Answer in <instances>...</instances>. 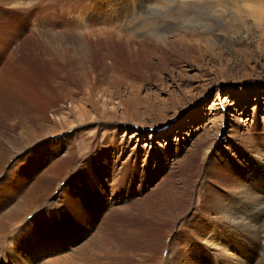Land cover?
Segmentation results:
<instances>
[{
	"label": "rangeland",
	"instance_id": "obj_1",
	"mask_svg": "<svg viewBox=\"0 0 264 264\" xmlns=\"http://www.w3.org/2000/svg\"><path fill=\"white\" fill-rule=\"evenodd\" d=\"M126 9L133 11L129 17L117 15ZM51 33L64 35L62 46ZM126 33L164 50L145 51L147 63L129 58ZM47 41L55 42L48 50L56 49V55L47 54ZM77 50L86 55L84 67L77 66ZM60 56L77 78H52L46 59ZM110 64L146 75L113 82L103 68ZM29 73L53 85L52 92L41 94L42 82L32 83ZM1 76L6 85L19 88L17 95L28 101L23 103L32 114L44 113V129H36L48 134L46 141L69 138L70 143L58 142L57 156L64 162L47 191H56L76 163L84 177L81 182L75 175L76 193L61 184L63 199L84 215L106 178L111 205L96 218L84 217L94 221L92 227L76 216L72 227L45 229L39 235L49 241L36 246L24 229L43 220L28 214L20 223L26 207L18 208L0 223V264H264V243L249 234L240 242L238 231L199 230L216 220L203 195L225 191L232 176L247 173L240 166L252 162L243 154L246 136L253 133L255 118L264 122V0H0ZM62 83L65 87L58 86ZM56 108L64 117L53 114ZM1 131L3 140L5 127ZM27 138L33 136L27 133L18 142ZM45 196H34L30 209L39 206V214ZM21 197L12 194V204ZM247 213L259 220L257 210L240 216ZM261 222L263 242L264 218Z\"/></svg>",
	"mask_w": 264,
	"mask_h": 264
},
{
	"label": "bare ground",
	"instance_id": "obj_2",
	"mask_svg": "<svg viewBox=\"0 0 264 264\" xmlns=\"http://www.w3.org/2000/svg\"><path fill=\"white\" fill-rule=\"evenodd\" d=\"M21 1L22 0H13V3L19 4ZM115 6L118 7L117 4H115ZM131 10L132 9H129V10L126 9L125 12L123 11L122 14L118 13L117 15H121L125 19V18L130 16L131 12H133ZM114 15H115V13H114ZM51 34H52L51 38L56 40L55 42H57V43L59 42L60 43L59 45L62 46L64 43V38H62L61 36H64V35L63 34L58 35V33H51ZM123 36H125L124 33H121V35H118V37H120L122 39H123ZM23 38L24 37H22V39ZM112 41H113L114 45H117L115 40L112 39ZM47 42L48 43L45 45V47L48 50L54 46L53 44L55 42L54 43L52 42L53 44H51V42H49V41H47ZM125 42H126V45L124 47L126 48L125 50H126L127 55H129L128 57L129 58H133V57L138 58L141 60V63H143V61L145 63H147L148 61L150 62V60L145 58L146 54L145 55L143 54L145 51H149L151 54H155V53H160L164 50L162 47H159L157 44L150 43L148 41V39H136L132 36L131 37L128 36L127 33H126V41ZM150 44H151V49H148L147 46ZM163 44L166 45L167 42L164 41ZM59 45H57V46H59ZM118 45H122V44H118ZM48 51H46V52H48L47 53L48 55H56V53H57L56 49H54L52 51H50V50H48ZM108 54L109 53H107L106 55H108ZM85 60H86V55L84 54V52L82 50H77L76 51V58H75V61L78 64L77 66L78 67H84ZM63 61H64V56L54 57L53 59H46V64L49 68V72H50L51 76L52 75L55 76L52 78H54L55 80H61L62 78H64V80L77 78L79 75L72 71L73 68H71L68 65L66 60H65V62H63ZM58 63H62V64L59 66L55 65ZM63 65H65L67 67H63ZM154 67L157 69L159 68V67H157V64L154 65ZM103 68L106 70V71L104 70V72L108 75V77L112 76V78H110V79L113 82H117V83L121 82V81H125L126 77L134 79V81H135L136 79L143 77V74L146 75L145 74L146 72L141 73L140 71H139L140 74L138 73V75H136V74L131 75L130 73H126V72H122L121 70H118V68H116V66L112 65V64H110V66H103ZM145 68H146V66H143V69H145ZM28 75H29V80L32 83L40 84L42 82L38 76H35L33 74H30V73ZM3 80H4V77L1 76L0 77V83L2 86L0 87V112L6 114V115L3 114L4 116H6L5 119H4V116L2 117L5 121L4 127L6 129V133H5L6 137L3 140H0V199H2L0 205H1V209L4 210L2 212L0 210V214H1L0 215V223L3 222V220L5 219L4 218L5 216H9L7 214H10V216L14 217L15 211L20 207H26V209L23 211V216L21 218L20 223H22L23 218L28 214H31L30 219H33V220L42 219L43 221H46L49 225H46L43 221H41L42 224L38 225V226H31V224L29 222H28V224H26V227L24 230H26L25 232L28 235L32 236V240L29 242V244L31 246H36L38 243L41 244V243H46L47 241H49V240H47L46 237H42L41 235H39L42 231L44 232L45 229L52 228L55 226H56V228H62V227H66V226L72 227L74 225L76 218L80 219V221H81L80 224H82L84 227H86V226L92 227V224L94 221L93 220H86L84 217L87 215V216H90L92 218H96V217H98L97 215L100 212H102L107 206L111 205V204L108 205V203H110V201H109L110 198L108 199L106 192L109 191L110 188L106 184V178L101 179V184L97 189V194H95L93 196V199L90 201V204H89V202L87 203L88 207H87L86 214H84V215L75 211V209L63 199V196H61L62 192L60 191L61 187L63 185H65V187L68 188V190L71 193L77 192L76 188H74L75 185L73 184L75 182V180H74L75 175H76V177L78 176L80 178L81 182H82L81 177L84 175V171H79V169H78L79 164L75 163L69 170H67L65 175H67L68 178L67 179L65 178L64 179L65 181L63 183H62L63 179L62 180L60 179L61 181H59L54 186L56 191H53V190L51 192L47 191L49 189L48 186L50 185L51 181H53L55 176L58 179L57 175L60 174V172H59L60 166L64 162L63 158L60 157L61 156L60 154H59L60 155L59 157L57 156V154H58L57 150H59V146L61 147V145H58V144L62 143L63 141H66V142H64V144H66L67 141L69 142V138L64 137L60 141L52 140L54 144L46 141V135H48V134L43 135V132H38L36 129V127L38 128L39 131H42L44 129L43 128L44 127V120H45V117L43 115L44 113L42 114V113L33 112L35 114H32L31 108H30L31 111H29V109H28L29 107H27V105H25L23 103V101L25 102V100H21V97L19 95H17V91L19 88L17 87L18 89L16 90V88H13L12 84L6 85L7 83H4ZM58 86L65 87V85L63 83H62V85H58ZM38 87H40L42 89L41 94H43V91H44L45 95L51 93L53 90L52 89L53 85H51V87L50 86L47 87L46 85H44L43 82ZM19 94H21V93H19ZM26 102L25 103L28 104V101H26ZM57 110H58L57 108L53 109V111L56 112V113L53 112V114H55L56 117H64V115H65L64 111L61 110L60 111L61 114L59 115ZM28 118H33V120L28 119ZM255 119L253 121L254 122L253 133H250L249 135L246 136V144L245 145L248 146L249 148L247 147L246 149H244V152H243L244 156H246L247 158H249V157L252 158V162L250 165H240V166H242V169L245 170V172H247V173L244 174L241 171L240 173H237L234 176H232L233 178L230 181V183L231 182L232 183L230 184V186L228 188H224L225 186L222 185V186H224L223 188L225 189V191L219 190L216 193L207 192L203 195V198H204L203 204L206 207L210 208V210L214 213V215H215L214 219H216V220H215V223L214 222L213 223L212 222L207 223V221L204 223L201 222L203 224L200 225L201 227L199 228V230H202V231H204L206 229L207 230H210V229L211 230H217L218 229L217 227H219L228 235H230L232 233H236L238 231L239 234L235 238H239L240 242L244 238L243 235L246 236V234H249L250 238L255 239L256 241L258 240L259 243L263 244L264 241L261 242L259 237H260V230H261L262 225H263L261 221H262V218H264V172H262L264 170V154L262 151V149L264 148V122L262 124H260V121L255 120ZM0 125H3V123ZM4 127H2V129H4ZM236 127H238V125H236L235 128ZM20 129H21V131L19 133ZM1 130H0V132H2ZM7 130H8V132H7ZM234 132H235V130H234ZM27 133L32 135L33 138H31L29 140L27 138V139L23 140L21 143H19L18 139L21 137L27 136ZM16 134H18V135L16 136ZM239 137H240V133L235 132V139L236 140H237V138L240 139ZM243 142H244V140H243ZM250 150L253 153H251ZM137 153H138L137 149L134 148L131 152L132 157H136ZM8 160H11L12 162L8 161ZM94 171H96V170H94ZM38 172L40 173V175L37 178ZM253 172H255L254 175L256 177V181H255V183L253 182V184L251 185L249 177L251 178V175H253ZM232 173H234V171ZM244 179L246 180V183L243 181ZM39 180H41V181H39ZM251 181H253V180L251 179ZM25 184H27V186ZM61 184H62V186H61ZM23 185H24V187H23ZM73 185H74V187H73ZM250 186H252V187H250ZM112 189H113V187L111 188V190ZM259 190H261V192H259ZM80 191L86 192L84 186L81 187ZM54 192H56V193H54ZM257 192H259V193H257ZM14 193H16V194L18 193L19 197L20 196H22V197L16 203L12 204L10 196ZM227 194H229V195H227ZM37 195L38 196L41 195L42 197H44L46 195L45 197L47 199V200L45 199V201L42 203V204H44V203L45 204L40 209L41 211L39 212V214L37 213V209L39 206L35 207L32 210L29 207L30 203L35 204V202H34L35 199H33V197L37 196ZM48 200H51V201L47 202ZM208 200H214V202L211 203ZM24 204H27V205H24ZM42 204H40V206H42ZM8 206H9L10 210L8 209ZM220 206H225V207H223L221 210L219 208ZM233 208L235 211H237L238 209H242V211L241 212H235L233 210ZM249 210H251V212H254L255 210L258 211V213L255 214V216L259 219L258 221H253L252 219H253L254 215L252 217H249L251 214L248 215V213L244 217L240 216L241 213H243L245 211H249ZM211 218H213V217L211 216ZM99 223H102V222L100 221ZM105 223H106V221H104V224ZM99 227H103V225L101 224V226H99ZM86 232L82 233L81 235L79 234L80 236L77 238V240H81L83 237H85L87 234ZM65 238H67V237H65ZM60 240H62V239H60ZM210 241H212V240L209 239L207 241V243L210 244ZM220 248H222V247H220ZM90 250H91V248H90ZM91 252H93V251H91ZM223 252H224L223 253L224 256L232 257L231 254L229 252H227L226 250H223ZM181 263L185 264L183 262H181ZM244 264H248V263H244Z\"/></svg>",
	"mask_w": 264,
	"mask_h": 264
}]
</instances>
